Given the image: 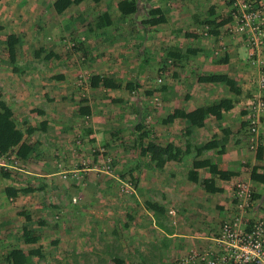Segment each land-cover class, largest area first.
Listing matches in <instances>:
<instances>
[{"label": "crops", "instance_id": "crops-1", "mask_svg": "<svg viewBox=\"0 0 264 264\" xmlns=\"http://www.w3.org/2000/svg\"><path fill=\"white\" fill-rule=\"evenodd\" d=\"M55 1L0 0V32L3 34L2 39L0 37V48L3 49L0 57V101L11 110L16 128L22 133V141L31 146V152L25 159H17L13 154H8L0 161V260H9L10 254L15 250L26 253L29 250L39 249L42 255L43 249L39 248L41 238L36 244L24 245L21 242V228L26 226L38 234L39 228L47 223L41 219L39 223L37 222V228H29L22 216H18V212L32 213L30 221L35 222L33 216L42 215V212L46 210L43 198L44 193L50 191V181L62 172H71L64 171L68 169L57 171L56 168L58 164L61 166L68 161L69 145L73 139L75 144L82 148L108 144V147L114 150V128H111L115 120L114 108L109 109L108 105L110 103L114 105L115 102L120 108L127 109L128 100L132 98L134 92L133 89L128 92L123 88L111 90L100 86L91 88L89 85L85 99L79 100V104L77 103L75 107L74 103L71 105V101L77 95L78 83L75 82V76L82 70L76 72L74 69L75 56L68 47L74 42L64 38L61 41L63 44L66 41V47L57 41L62 31L68 30L64 29L63 21L66 23V20L70 19L84 20L83 28L81 26L79 28L80 33L86 35L83 41L85 43L81 45L83 52L92 57L87 63L88 66L86 65L88 70H85L90 74L87 75L89 80L95 75L117 79L122 84L130 83L123 73L129 62L126 47L128 42H120L122 38L119 37L127 36L135 39L136 33L134 34L135 31L131 30L132 26L128 27L126 21L133 17L134 19L142 17L140 19L144 20L146 10L151 8H159L167 18L166 23L158 25L161 27L159 30L162 31L160 37L164 35L166 38L170 35V40L166 39L163 46H172V50L184 55L182 57L178 55L174 59L171 57L164 59V57L163 64L158 70L162 74L166 73L167 77L164 80L162 76L157 142L161 146L171 144L182 151L188 144L189 151L182 156L180 162H168L161 169L154 168L152 157L140 156L141 160L145 159L149 162L148 169L144 170L139 183L144 195L174 196V198L177 195L181 196L178 193L182 188L183 179L188 187L195 185L186 179L192 161L209 160L219 169L237 173V176L222 182L211 176L206 169H199L197 170L198 181L212 179L215 187L224 192L223 184L246 179L254 186L256 194H260L259 203L254 210H257L259 204L264 208V185L249 179V172L255 166L258 167L257 173L264 174V108L260 117L259 146L261 145V150L259 153L249 151L241 133L245 103L264 98V89L259 88L255 83L257 69L248 66L245 39L234 27L233 21L219 27L211 24L227 19L230 7H224V10L220 11V6H223L221 0H137L139 7L134 15L120 16L116 5L121 0H100L97 4L90 0H82L76 5H69L60 14H56L53 9ZM237 4L238 2L234 3V5ZM219 11L224 15H220ZM103 13L109 16L111 24L97 29L94 26V19L96 20ZM221 16L224 17L221 18ZM48 19L52 23L55 22L51 30H48L46 24ZM90 19L93 23L89 22ZM113 19L119 21L120 25H116ZM200 20L207 23L199 27ZM113 24L115 28L113 33L117 38L114 42L119 44L115 45V49L106 48V56L103 55L101 59L98 56L101 51L95 47V44L103 41L107 36V29L112 28ZM206 26L209 27V31L215 30L217 35L212 36L204 32L203 28ZM155 27L150 26V28ZM189 29H192L190 35ZM48 32L56 39V44L50 46L48 50L51 54L49 59L54 58L48 64L50 72L43 70L40 66L42 60L37 58L42 53L40 49L45 50V47L41 46L45 45L43 37ZM176 34L180 36L176 37ZM8 35L17 38L13 67L8 62L5 46V38ZM147 36H150V33ZM51 37L47 36L46 40ZM179 37H181V43ZM80 39L83 40V36ZM188 49L194 52H188ZM111 51H114V54ZM113 56L116 59L115 62L110 59L104 60V57ZM123 57L125 59H122ZM262 57L264 58L263 54ZM94 58L96 59L93 60ZM170 60L172 63L169 64ZM12 68L16 71L13 72ZM103 71L104 74L101 73ZM91 72L94 73L91 74ZM209 75L224 76L226 81L217 84H202L196 81L198 77ZM222 99L229 100L232 108L223 112L219 120L197 113L199 108ZM82 108L88 111V116L80 114L79 109ZM173 110L183 111L185 117L174 120L171 124H163L162 120ZM40 123L45 124L44 130H40L38 126ZM29 130L31 131L28 132ZM224 139L227 140L226 144ZM211 140L217 144L214 150L202 151L199 156L195 155L188 161L185 160L186 156H191L195 147ZM235 142L236 146L233 145ZM58 146L65 150L57 153L54 148ZM217 151H220V154ZM184 161H187V166L182 168L181 164ZM44 183L47 185V190L43 188ZM4 188L15 191L32 189L33 192L17 193L14 198H7L2 192ZM59 194L68 195L66 191H59ZM60 203L63 207H68L67 199L61 200ZM16 204L18 207L15 206L12 212L9 211L11 206ZM250 210L253 209L250 208ZM227 212V218L241 213L236 204ZM244 214L246 215V212ZM248 215L250 214L247 213ZM14 218L17 219L18 225L14 224ZM60 226L70 227V221L61 222ZM154 228L158 229L159 234H164L168 238L182 236L169 230L167 225L154 224ZM14 233L17 234L15 239L11 238ZM203 239L206 240L203 247L208 246L207 238ZM56 246L60 247L59 242H56ZM174 246L175 253L180 254L183 250L181 242L178 241ZM156 259V263L153 264L165 262L164 257L160 256ZM148 262L150 264L153 260L149 259Z\"/></svg>", "mask_w": 264, "mask_h": 264}, {"label": "rangeland", "instance_id": "rangeland-1", "mask_svg": "<svg viewBox=\"0 0 264 264\" xmlns=\"http://www.w3.org/2000/svg\"><path fill=\"white\" fill-rule=\"evenodd\" d=\"M220 2L223 5L220 6V11H223L224 7H230L228 17L233 19L232 13L245 0H221ZM236 2H238V6L234 5ZM261 3L264 7V0ZM220 11L219 14L224 15ZM140 18L142 17L135 19L133 17L126 21L128 27L132 26L131 30L135 31V39L127 36L119 37L122 38V41L118 39L123 43L128 42L126 47L128 48L129 62L123 73L132 84L134 92L132 98L128 100L127 109L120 108L115 102L114 105L111 103L108 105L109 109L114 108L115 120L111 125V128H114V150L109 148L108 144H106L107 146L82 148L75 144V139L72 140L69 145L68 161L61 166L58 164L59 166L56 168L57 171L68 169L64 171L71 172H62L50 181V191L44 193L43 198L46 210L42 212V215L33 216L35 222L27 223L29 228H37L41 219L47 223L37 232L41 238L39 248L43 249L42 256L41 258H30L27 264H114V259L121 260L122 264H149L148 260L152 259L153 262L150 264H153L160 256L164 257L165 261L161 264H177V261L190 251L203 249L206 242L203 238L213 236L219 222L227 218L228 209L236 204L232 193L236 183L247 184L246 187L250 193L248 207L253 210L247 212L250 214L247 217L250 220L264 218V208L260 204L257 206V210H254L256 204L259 203L260 194H256L254 186L246 179L223 184L225 191L217 194H211L200 184L188 187L185 179L182 180L183 185L178 193L181 196L177 195L175 198L174 196L144 195L145 193H142L143 188H140L139 183L144 170L148 169L149 162L140 159L139 149L145 145L148 139H155L157 142L159 138L158 108L163 85L162 82L160 84L155 82L159 76L158 70L166 57L174 59L178 55L180 57L184 55L179 51L172 50V46H163L166 39L170 40V35H167L166 38L164 35L160 37L162 31L159 29L161 27L150 28L148 25H143V20ZM80 19L66 20V23L63 21L64 29L68 30H63L57 39L66 47V41L64 44L61 41L64 38L74 42V51L72 52L75 56L73 58L74 69L76 72L82 70L75 76V82L78 85L76 86L77 95L71 101V105L74 103V107L77 103L79 104V100L85 99L89 89V77L87 76L89 73L85 70H88L87 63L92 58L91 55L84 53L81 47L85 43L83 41L86 35L80 33L79 26L82 28L84 26V20ZM113 21L116 25H120L119 21L115 19ZM202 21L200 20L199 27L205 24ZM89 22L93 23V20L90 19ZM46 24L48 30H51L55 22L52 23L48 19ZM114 29L113 24L112 28L107 29L108 33L103 41L95 44V47L101 51L98 54L101 59L103 55L106 56V48L115 49V45L119 44V42H114L115 39L117 40L113 33ZM190 31L192 29H189L188 32ZM149 33L150 36H147ZM47 36L51 37L50 32L43 37L45 45L41 47H45V50L40 49L42 53L37 58L42 60L40 66L43 70L50 72L48 64L54 58L45 61L43 57L48 53L49 47L56 44V39L51 37L46 40ZM82 36L83 40L80 39ZM178 36L180 35L176 34V37ZM0 37L1 39L3 37L1 32ZM178 39L181 43V37ZM261 41L262 54L264 55V36ZM111 53L114 54V51ZM2 54L3 49L0 48V57ZM108 59L112 62L116 60L114 56L104 57V60ZM93 73L91 72V74ZM166 75V73L162 74L164 80ZM114 96L118 95L114 94ZM105 108L107 107L105 106ZM120 120L121 122H119ZM136 125L141 127L138 131L134 129ZM144 133L146 137H142ZM242 137L245 139L243 135ZM224 140V144H226L227 140ZM259 140H261L260 135ZM233 145L236 146L237 143L235 142ZM54 149L57 153H62V150H65L59 146ZM260 150L261 145L259 152ZM194 156L193 151L190 157H185V160L188 161ZM187 161L181 164L182 168L187 166ZM107 165L108 169H106ZM121 183L128 184L133 188V191L126 192L125 188H121ZM43 188L47 190L45 183ZM59 191H66L68 195H60ZM64 199H67V208L60 205L61 200ZM145 201L159 205L163 208V212L154 215L145 209ZM15 206L18 207L17 204L11 206L9 211L12 212ZM169 210L173 212V215L167 213ZM25 213L29 217L32 215L27 211ZM22 219H24L23 216ZM13 221L15 225H18L16 218ZM66 221H70V227L60 226L61 222ZM154 224L157 226L167 225L169 230L171 229L177 235L182 236L168 238L164 234H159L158 229L154 228ZM15 235L17 234L14 233L11 238L15 239ZM178 241L181 242V249H183L180 254L175 253L174 244ZM56 242H59L60 247L56 246ZM0 264H9V261L8 259L0 260Z\"/></svg>", "mask_w": 264, "mask_h": 264}, {"label": "trees", "instance_id": "trees-1", "mask_svg": "<svg viewBox=\"0 0 264 264\" xmlns=\"http://www.w3.org/2000/svg\"><path fill=\"white\" fill-rule=\"evenodd\" d=\"M82 0H56L53 3V9L56 14H60L65 8L69 5H76ZM92 3L97 4L100 0H90ZM139 5L137 0H121L117 3L116 8L120 16H130L134 15L138 10ZM145 19L142 21L143 25L148 26H158L167 22V18L162 13L159 8H151L146 10ZM230 18L221 19L218 23L213 24L215 27H219L229 22ZM207 23V22H205ZM111 21L109 16L106 13L99 15L95 22V28H105L110 26ZM208 34L216 36L217 33L215 30L208 31ZM188 36V35H187ZM5 46L7 51V58L9 64L13 67L15 63V46L17 45V38L14 36L8 35L5 38ZM188 52H194L188 49ZM51 57V54L48 53L45 55L44 59L48 60ZM12 71L15 72V68H12ZM198 83L202 84H217L224 83L226 78L220 75H209L201 76L196 79ZM89 85L91 88H96L100 86L103 89L117 90L123 88L126 91H132L133 86L131 83L122 84L120 80L109 79L100 76H92L89 80ZM264 105V98L262 99ZM232 108L229 100H219L211 105L201 107L197 111L202 116H210L215 120H219L223 112H226ZM81 115L88 116V111L84 108L79 109ZM185 114L183 111L173 110L172 113L162 120L163 124H171L174 120L183 119ZM40 130H44V123H40ZM141 127L136 125L135 130H139ZM29 130L28 132H30ZM142 137H146L145 133L142 134ZM217 144L215 141L211 140L199 147L194 148L196 156H199L202 151L214 150ZM189 145L186 144L184 150H180L178 147L171 144L164 146L159 145L155 139H148L143 147L139 149L140 156H150L154 161V168L161 169L168 162H180L184 154L188 153ZM31 152V146L22 141V133L16 128V125L13 120V115L11 110L0 101V157H6L8 154H13L17 159H25L28 154ZM220 154V151H217ZM259 153V146L256 151ZM258 167H253L249 172V179L252 182L264 185V174L257 173L256 169ZM206 169L207 172L215 177L217 180L222 182L229 181L232 177L237 176V173L223 171L219 169L215 164L211 163L209 160L196 161L193 160L191 163V168L187 171L186 179L192 184H200L205 190H208L211 194L221 193L222 190L218 187H215L212 179H203L198 181L197 170ZM4 195L7 198H14L17 193H30L33 192L32 189H22V190H12L10 188H4L2 190ZM144 207L146 210L155 214H161L163 208L155 203H150L148 201L144 202ZM18 216H23L26 223L30 222L29 215H26L23 212H18ZM40 237L35 232L29 230L26 226L21 228V242L24 245L36 244L39 241ZM41 253L39 249L29 250L26 253H23L20 250H15L10 254L9 264H27L29 259L32 257L41 258ZM114 264H122L121 260L114 259Z\"/></svg>", "mask_w": 264, "mask_h": 264}, {"label": "built area", "instance_id": "built-area-1", "mask_svg": "<svg viewBox=\"0 0 264 264\" xmlns=\"http://www.w3.org/2000/svg\"><path fill=\"white\" fill-rule=\"evenodd\" d=\"M261 1L263 0H245L241 5L237 4L238 9L232 13L233 19L230 21L233 20L236 30L244 36L248 66L257 69L255 83L264 89V58L261 47V38L264 36V7ZM203 31L208 32L209 27H204ZM70 46H72L70 51H74L73 45ZM158 75L155 82L160 84L163 79L162 73L159 72ZM262 99L249 101L243 107L245 115L241 133L248 144L247 148L254 153L260 142L258 131L264 108ZM121 184V188H125L126 192L133 191L128 184ZM232 193L241 213L219 222L214 235L207 237L208 246L190 251L181 257L177 264H264V218L250 220L247 217L250 210L248 207L250 193L244 184L236 183ZM167 213L173 215L171 210Z\"/></svg>", "mask_w": 264, "mask_h": 264}]
</instances>
